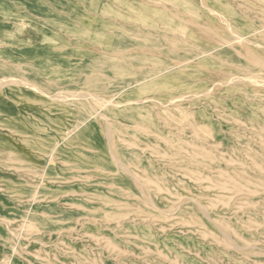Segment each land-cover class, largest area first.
I'll return each instance as SVG.
<instances>
[{
	"label": "rangeland",
	"instance_id": "rangeland-1",
	"mask_svg": "<svg viewBox=\"0 0 264 264\" xmlns=\"http://www.w3.org/2000/svg\"><path fill=\"white\" fill-rule=\"evenodd\" d=\"M0 264H264V0H0Z\"/></svg>",
	"mask_w": 264,
	"mask_h": 264
}]
</instances>
